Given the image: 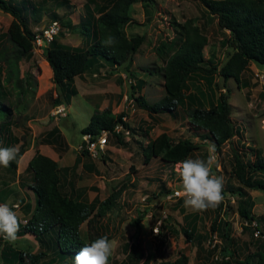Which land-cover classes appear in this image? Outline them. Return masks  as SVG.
Here are the masks:
<instances>
[{"label":"rangeland","instance_id":"1","mask_svg":"<svg viewBox=\"0 0 264 264\" xmlns=\"http://www.w3.org/2000/svg\"><path fill=\"white\" fill-rule=\"evenodd\" d=\"M24 1V14L36 36L53 24V21H57L61 24V30L54 35L55 38L71 47L86 46L88 42H85L86 38L81 34L80 21L87 15L86 5L90 0H68L66 7L58 6L51 0H22V3ZM19 2L21 0H15L13 3ZM53 13L69 18L73 27H64L63 21L66 19L62 21L60 18H54ZM131 17L134 22L127 26L125 34L129 38L141 37L142 41L125 63L127 72L122 66H99L93 72L76 76L77 93L72 96L70 108L67 107L69 104L65 105L63 113H60L58 108L61 106L62 97L58 94L42 47L34 46V57L19 62L18 78L23 80L21 86H16L15 80L4 84L6 99L3 100L11 109L10 126L15 136L12 146L19 149L20 144L24 142L26 149L30 148L33 155L38 151L39 144L50 143L49 146L56 148L59 153L68 154L69 162H72V156L75 154V162L79 165L78 170L74 168V175L79 173V176H75V182L87 191L91 190L93 195L103 189L101 196L105 198L119 188L122 189L117 204L109 210L106 209L104 215H96L92 223L98 232L107 234L110 241L115 242L109 264L125 259L133 244L138 245V252L142 254L141 261L149 259V264H158L160 260L165 259L172 261L181 252L188 255V264H218L222 260L215 257L219 249L211 251L214 242H218L222 250L220 239L211 230L217 212L233 224L231 237L234 249L237 250L235 255L229 258L233 264L235 258L241 259L247 253L254 254L257 251L255 236H252L248 229L242 230L244 220L237 210V195L229 194L223 197L222 209L218 206L203 213L186 209L183 199L176 195L180 183L176 171L177 164L168 163L158 156L146 163L137 140L148 142L149 138L153 139L161 131L169 132L175 141L189 137L199 141L200 149L194 150L187 158L206 159L209 155L207 148L212 144V140L210 137L201 138L192 129L187 110L191 106V96H194L191 104L209 108L216 104V98L222 93L232 106L230 117L233 124L238 126L239 133L232 142L222 145L221 150L213 154L217 170L214 174L223 177L224 185L240 184L232 173L235 166L232 144L234 143L235 148H243L246 151L245 158L250 160L258 154L264 156V71L249 63L240 82L234 79L224 81V78L214 73L215 83L212 87H209L204 79L192 75L184 88L186 102L182 106L173 113L161 111L150 115L134 102L130 93L132 85H142L135 87L134 93L142 95L149 103H154L164 96L165 80L160 70L165 60L174 54V48L168 50L164 58L157 48L164 43L165 51L170 42L178 41L183 25L191 21L207 38L208 44L204 48L206 59L211 58L213 63L220 67L233 53L226 44L230 32L220 26L217 16L208 12L200 0H140L132 6ZM11 21L12 17L0 9V43L7 40ZM28 78L30 82L27 81ZM107 104L112 106L116 114L124 111L126 121L134 130L127 129L125 145L117 143L116 137L109 133L107 147L94 158L95 161L89 162L84 158L87 164L93 166L91 171H88L85 166L80 165L84 141L80 130L88 124L96 109L104 108ZM54 126L60 127L59 130H63L66 135L60 142L53 141L55 137L50 136L49 132ZM46 138L50 140L46 141ZM9 145L7 147H11ZM0 147H5L3 140H0ZM24 173L30 174L31 171L27 169ZM14 174L15 170L5 168V176ZM248 190L254 202L252 212L258 216L264 215V191ZM93 214L95 215V211ZM87 223H81L80 230L86 241L89 232ZM192 225L194 229L191 234L186 233L185 230L189 231ZM263 228L264 223L261 229ZM50 233L45 232L42 237H48ZM51 240L49 239V242ZM8 246L32 254L53 249V246H41L40 241L33 235L17 239L14 243L0 238V262L1 252ZM46 258L44 256L42 261L29 263L25 257V261L27 264H46ZM135 263L133 260L129 262ZM250 264H256V258H253Z\"/></svg>","mask_w":264,"mask_h":264},{"label":"trees","instance_id":"2","mask_svg":"<svg viewBox=\"0 0 264 264\" xmlns=\"http://www.w3.org/2000/svg\"><path fill=\"white\" fill-rule=\"evenodd\" d=\"M15 0H0V9L12 17L11 25L7 31V40L0 43V140L4 141V146L14 145L15 136L11 132V109L5 105L6 92L5 82H13L16 86H21L22 79L18 78L20 69L19 62L23 59L29 60L34 57V41L36 35L29 26L28 20L24 14L26 10L25 2L15 4ZM47 2L48 0H43ZM140 0H90L86 5L87 15L80 21L81 34L85 36L86 46H68L61 43L60 40L53 37L49 42H45L42 51L45 60L52 70V78L56 84L59 96L62 97L63 104H69L72 96L77 93L75 88L76 76L89 72L94 67L110 66L124 67L129 56L140 45L141 37L129 38L126 36V28L132 24L131 17L132 6ZM153 1V0H150ZM208 12L217 16L218 23L223 29L230 32L226 44L232 49L233 53L229 55L226 62L217 67L214 60L206 59L204 48L208 41L205 35L197 25L188 21L183 25L182 32L178 41L170 42L165 51V44L157 48L159 54L164 58L165 54L171 48H174V54L169 56L160 73L164 78V96L149 103L142 95H135L132 85L130 93L131 98L142 109L150 115L161 111L173 113L186 102L184 88L187 87L189 77L197 75L212 87L215 83L214 73L224 78V81L234 79L241 81V76L248 69L249 63L254 64L258 69L264 71V0H200ZM58 6L66 7L68 0H51ZM92 7V9H90ZM54 18H60L63 26L71 29L73 23L69 18L53 13ZM108 35L116 37L117 43L113 47L102 46L101 41ZM171 51V50H170ZM4 78H3V77ZM30 79L28 78V82ZM139 85L136 88L141 87ZM22 89V88H21ZM188 108V120L192 129L203 139L212 140L216 145V151L221 150V146L227 142H232L239 133L238 126L234 125L231 119L232 106L224 94L216 98V104L213 107L205 108L201 105L191 104ZM61 103V102H60ZM125 112L114 113L112 106L108 105L103 109H97L91 115L88 124L84 125L80 131L90 133L97 138L103 129L110 131L116 137V142L125 145L124 130H134L127 121L123 120ZM116 124L123 126V131H116ZM202 131V132H201ZM50 136H54L53 141L63 139L59 128L54 126L50 130ZM148 135V132L146 133ZM149 136V135H148ZM4 137V139H3ZM5 138H7L5 140ZM13 139V140H11ZM50 140L46 138V141ZM141 148L144 160L148 163L154 156L168 161L171 164H177L186 159L194 150L200 149L199 141L189 137H182L174 140L169 132L161 131L148 142L137 140ZM10 142V143H8ZM234 144V143H233ZM232 144L231 151L235 161L234 177L240 182L238 185H224L223 197L232 194L237 195V210L244 220L243 229L250 230L253 236L254 230H260L262 236L256 237V253H247L241 259L235 258L233 264H250L253 258H256V264H264V215H255L252 212L253 198L249 189L264 191V156L259 154L253 160L245 158L246 151L241 148H235ZM26 149V145L20 144L18 149V158ZM82 153L89 155L86 148L82 147ZM90 156V155H89ZM9 166L12 170L18 167V159ZM76 166L59 167L58 162L48 155L36 151L26 167L31 171L35 192L36 207L31 218H28L18 233L30 232L40 241L43 246L42 235L45 232L53 231L55 234V246L51 251H40L38 253H26L21 249L8 246L3 248L0 264H27L35 263L45 259L46 264H68L72 262L75 254L85 245L89 244L102 236H109L98 232L93 226L96 215H104L105 210L111 205H115L117 197L122 193V189L109 194L103 199L98 197L91 202L83 199H76L70 196L62 185V178L70 176ZM217 171L214 166L213 172ZM222 209V202L219 205ZM95 211V215L93 214ZM212 222L211 230L216 233L222 244V250L216 242L211 251L218 250V257L222 259L218 264H231L229 258H232L236 251L234 249L233 238L231 237L233 224L226 218H222L219 212ZM88 222L89 232L88 240H84L81 235L80 225ZM256 222V226L253 223ZM164 225V224H163ZM194 225V224H193ZM186 233L191 234L194 227ZM128 246V245H127ZM131 251L125 259L113 261L112 264H129L131 260L135 264H149V259L141 261L142 254L138 251V245L130 246ZM24 254L26 255L24 257ZM223 255V257H222ZM58 259V260H57ZM188 255L181 252L176 259L172 261L160 260L158 264H188Z\"/></svg>","mask_w":264,"mask_h":264},{"label":"clouds","instance_id":"3","mask_svg":"<svg viewBox=\"0 0 264 264\" xmlns=\"http://www.w3.org/2000/svg\"><path fill=\"white\" fill-rule=\"evenodd\" d=\"M101 43L106 48L113 47L117 40L115 36L108 35ZM60 104L65 107V104ZM83 144L82 147H84ZM207 151L209 155L206 159L186 158L176 165V171L180 178L179 191L176 195L183 199V206L193 212L203 213L210 209L214 210L223 201V177L213 172L215 166L213 154L216 152V145L210 143ZM17 158L18 149L15 146L0 147V167H9L13 161H17ZM19 227L17 212L7 204H0V238L9 243H14L18 238ZM114 244L115 242L110 241L107 236L97 238L91 243L85 244L75 254L72 264H109L114 251Z\"/></svg>","mask_w":264,"mask_h":264},{"label":"crops","instance_id":"4","mask_svg":"<svg viewBox=\"0 0 264 264\" xmlns=\"http://www.w3.org/2000/svg\"><path fill=\"white\" fill-rule=\"evenodd\" d=\"M94 69H96V67H94L89 72L87 71V72L83 73V75L86 73L93 72ZM70 105L71 104L69 103V106H67V107L70 108ZM95 109H96V107H95ZM98 109H103V108H98ZM59 129H60V127H59ZM59 131L62 133L63 136H66L64 134L63 130L62 131L59 130ZM49 144L50 143H46V142H44L43 144H39L38 151L44 155L46 154V155L50 156L51 158L55 159L58 162L59 167L72 166L74 163H76L75 162L76 159L74 158L75 154L72 156V159H73L72 162H69L70 157L68 154L64 155L61 152L59 153V151L56 148L49 146ZM82 154L83 155H81V157H80L81 167L85 166L86 170L91 171V168L93 166L92 165L90 166L89 163L87 164L85 162L84 158L86 157V159L89 162L95 161V159L90 157L89 155L84 154V153H82ZM33 155L30 152V148L24 149V151L22 152V154L19 157L18 167H16L15 174L13 176L12 175H9V176L6 175L5 176V168L4 167L0 168V204H7L9 207H12L17 212L20 226H22L24 224V223H22L23 221L32 217V215H33L32 213H33L35 206H36L35 205L36 204V197L34 195L35 192H34L33 188L31 187L33 184L32 175H31V173L25 175V173H24V171L27 170L26 167L28 166L29 161ZM78 168H79V165L77 166V164H76L75 169L78 170ZM7 169L14 171V170L10 169V166L7 167ZM69 174H70V176L68 175V177L62 178V185H63L65 191L70 196H72L74 198L77 197V199L78 198L83 199L86 202H91L92 200H95L96 197L103 199L101 196L102 195L101 193H103V189L100 191L99 190L96 191V195H93V192L91 190L87 191L85 189V187H82V186H80L79 183L75 182V180H76L75 176H79V173L77 175H74V169H73L71 172H69ZM104 186L107 187L106 185H104ZM107 194H108V192H107ZM121 194H120V196H121ZM120 196H118V197H120ZM118 197L116 199V202L119 201ZM116 204L117 203H115V205ZM115 205H113V206L111 205V206L114 207ZM110 207L107 209L109 210ZM81 225H80V230H81ZM93 227L95 228V225H93ZM50 232L51 233H50V235L48 234V237H46L45 235L42 237V241H45L44 245L53 246L52 248H54L55 246H57V243L55 241V234L53 231H50ZM29 236H32V234L30 235V232H26L23 234L18 233L17 239H20L22 237L23 238L29 237ZM49 239H52L51 242H49ZM109 240H110V238H109ZM48 248H50V247H48Z\"/></svg>","mask_w":264,"mask_h":264},{"label":"built area","instance_id":"5","mask_svg":"<svg viewBox=\"0 0 264 264\" xmlns=\"http://www.w3.org/2000/svg\"><path fill=\"white\" fill-rule=\"evenodd\" d=\"M53 24H51L49 27L46 28V30H43L39 35L35 37L34 45L38 47L44 46L45 42L50 41L58 31L61 29V24L57 21H53ZM59 112L63 113L65 111V107L63 105H59ZM123 120L126 121L125 116H123ZM128 129V128H127ZM114 130L123 131V126L121 124H116L114 127ZM129 130V129H128ZM128 130H124L125 134ZM102 133L97 138H94V135L88 133L84 134L83 137L85 139L83 146L88 151L89 155L93 158H97L99 156V153L103 152L106 148V142L108 141V134L110 131L107 129H103L101 131ZM256 222L253 223L254 226H256ZM158 230V228H156ZM254 236L258 237L261 235L260 230H254ZM216 242L213 243V245ZM218 257V254L215 255Z\"/></svg>","mask_w":264,"mask_h":264}]
</instances>
